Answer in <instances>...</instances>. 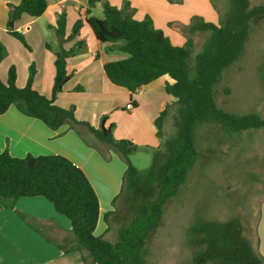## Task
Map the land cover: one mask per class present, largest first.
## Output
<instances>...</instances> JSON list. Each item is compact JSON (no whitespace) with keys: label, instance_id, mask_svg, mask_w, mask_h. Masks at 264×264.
I'll return each mask as SVG.
<instances>
[{"label":"trees","instance_id":"16d2710c","mask_svg":"<svg viewBox=\"0 0 264 264\" xmlns=\"http://www.w3.org/2000/svg\"><path fill=\"white\" fill-rule=\"evenodd\" d=\"M98 3L103 7L102 18L92 15ZM229 4L227 16L220 15L217 23L194 17L185 30L186 42L183 46L174 45L161 29L154 26L150 16L135 19L134 10L128 2L118 8L107 0H86L81 5L80 18L66 38L67 14L61 8L57 24L52 27L61 42L56 47L47 45L55 57L52 96L48 98L34 89V66L30 67L27 84L22 88L16 85V68L12 66L7 83L0 79V116L14 105L22 114L41 120L52 130L69 125L81 133L85 127L110 151L125 159L138 151L151 149L155 155L151 167L139 171L128 163L124 179L131 188L147 190L149 185L156 184L158 194L155 199L145 202L142 213L122 233L120 240L111 243L96 234L100 219L99 197L81 167L60 154H29L17 158L6 148L0 153V201L4 206L12 208L23 197H44L57 213L70 221L75 244L69 249L85 252L84 261L87 264H145L146 241L158 227L164 205L177 195L199 156L195 140L197 126L213 124L226 133L264 130V117L259 113L234 114L225 111L219 107L214 96L218 77L242 54L251 20L264 16V6L252 7L250 0H229ZM9 7L8 33L29 48L23 34L15 29V23L24 14L31 18L41 17L48 2L22 0L16 5L9 4ZM84 26L90 29L96 40V60L100 61L106 77L116 87L130 92L129 103L133 108L139 106L133 95L156 79L168 77L164 89L177 99V132L166 142L169 153L163 166L159 163L161 146L139 147L130 139H117L113 133L115 125H106L107 115L101 118L97 127H93L77 120L75 106L62 108L56 104L64 85L75 75L69 72L70 60L77 49L88 50L86 38L80 37ZM196 32H210V35L195 55L196 75L191 78L188 61L194 54L193 35ZM74 37H78L76 45L64 48V41ZM112 44H119L117 49L125 55L124 58L109 61L102 57L101 46ZM6 54V47L0 43V64ZM166 114L167 109H164L155 121L159 138L163 135ZM103 156L106 160L110 158L109 154ZM20 216L26 220L25 215ZM189 243L192 247L191 264H264V259L255 252L251 240L244 234V226L238 217L226 221L198 218L190 228Z\"/></svg>","mask_w":264,"mask_h":264},{"label":"crops","instance_id":"0c3cea01","mask_svg":"<svg viewBox=\"0 0 264 264\" xmlns=\"http://www.w3.org/2000/svg\"><path fill=\"white\" fill-rule=\"evenodd\" d=\"M21 1L0 0V43L7 48V54L0 64V79L7 83L8 71L14 66L16 85L22 88L27 84L30 67L34 66L33 87L50 98L55 77V57L47 49V45L56 47L61 42V38L52 27L57 24L61 8H64L67 14L66 38H68L82 14L81 5L85 4L86 0H47L48 7L41 17L31 18L26 14L22 15L15 23V29L23 34L29 52L13 39L7 29L10 18L9 4L16 5ZM107 1L118 8H122L128 2L137 20L150 16L154 26L161 29L176 46L185 44V30L194 17L212 22L205 19L202 13L194 11V8L190 7L191 3L197 7L199 5L208 7L216 18L213 23H217L220 16L218 5L208 0ZM97 5L102 6L101 3ZM80 37L86 38L88 50L77 49L76 55L70 60L69 72H74L75 75L64 85L62 92L56 98V104L62 108L75 106L77 120L93 127H97L105 115L116 113L123 115L127 111L134 119L129 133L117 135V130H114L116 138L143 142L142 145L148 144L149 141L145 140H162L157 135L158 128L155 121L161 111L168 109V106L173 105L177 100L165 92L164 87L168 77L156 79L133 95L139 106L128 110L126 105L130 102L131 94L125 89L116 87L106 77L100 61L96 60L98 45L87 26L81 29ZM77 41L78 37L66 39L63 46L70 49ZM118 45L101 46L102 57L109 61L124 58L125 55L117 49ZM79 88L91 94L90 100L78 98ZM109 124L108 119L106 125ZM6 148L13 157L17 158L29 154L33 156L60 154L81 167L99 197L100 219L96 234L108 241L110 222L116 212L114 201L117 200L120 187L108 181L112 195L108 198L101 197L93 175L108 172L113 161L124 166L125 164L118 159L119 154L110 151L85 127L81 129V133L69 125L52 130L41 120L22 114L14 105L0 116V153ZM104 154L110 155L109 160L104 158ZM260 203L252 214L247 213L239 218L244 226V234L251 240L255 252L264 259V197ZM20 214L25 215L26 220L22 219ZM106 215H108L107 221H105ZM74 244L70 221L57 213L46 198L23 197L18 199L12 208H6L0 201V264H87L84 261L85 252L76 248L69 249ZM66 249L69 250L65 251Z\"/></svg>","mask_w":264,"mask_h":264},{"label":"rangeland","instance_id":"374dc122","mask_svg":"<svg viewBox=\"0 0 264 264\" xmlns=\"http://www.w3.org/2000/svg\"><path fill=\"white\" fill-rule=\"evenodd\" d=\"M208 1L218 5L222 17L227 16L229 0ZM250 3L252 7L264 6V0H250ZM190 7L202 13L208 21H215V15L208 7H197L192 3ZM93 16H104L101 5L93 9ZM209 35L210 32L194 34V54L188 61L191 78L196 75L195 55L201 51ZM13 39L29 52V48L18 39ZM77 91L80 100H90V93ZM214 96L219 107L225 111L234 114L256 112L264 117V16L251 20L249 37L242 54L235 64L220 74L214 85ZM177 110V103L168 106L163 120L162 140H145L149 141L146 145L134 141L139 147L161 146L160 166L168 158L166 142L177 132ZM108 117L109 123L115 125L117 135L129 133L134 120L129 112L123 115L108 114ZM195 140L199 153L197 161L190 168L186 182L177 195L164 205L159 225L144 247L145 264H191L189 231L198 218L226 221L232 217H243L247 213L252 214L264 197L263 129L226 133L216 125L204 123L197 126ZM154 158L151 149L133 153L127 159L118 155L124 166L113 161L108 172L93 175L101 197L112 195L108 181L120 187L114 201L116 212L110 222L109 242H118L122 233L142 213L145 202L157 197L156 184L149 185L147 190L131 188L124 179L128 163L144 171L151 167Z\"/></svg>","mask_w":264,"mask_h":264},{"label":"built area","instance_id":"2783aa9c","mask_svg":"<svg viewBox=\"0 0 264 264\" xmlns=\"http://www.w3.org/2000/svg\"><path fill=\"white\" fill-rule=\"evenodd\" d=\"M126 108H127L128 110H131V109H133V107H132L131 103H128V104L126 105Z\"/></svg>","mask_w":264,"mask_h":264}]
</instances>
